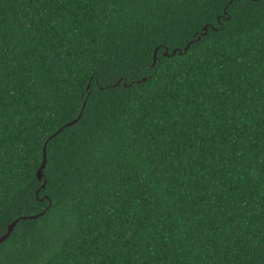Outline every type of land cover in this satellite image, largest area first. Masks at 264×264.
I'll list each match as a JSON object with an SVG mask.
<instances>
[{"label":"trees","instance_id":"obj_1","mask_svg":"<svg viewBox=\"0 0 264 264\" xmlns=\"http://www.w3.org/2000/svg\"><path fill=\"white\" fill-rule=\"evenodd\" d=\"M15 221L0 264H264V0H0Z\"/></svg>","mask_w":264,"mask_h":264},{"label":"water","instance_id":"obj_2","mask_svg":"<svg viewBox=\"0 0 264 264\" xmlns=\"http://www.w3.org/2000/svg\"><path fill=\"white\" fill-rule=\"evenodd\" d=\"M166 54H167V53H165V55H166ZM154 60H156V59H154ZM74 122H75V121H74ZM74 122H70V123H68L67 125L70 126V125H72ZM45 165H46V156H45V154H44L43 164H42L41 168L39 169V171H38V173H37V176H38V179H39V180H41L42 177H43V169H44ZM44 185H45V184H44ZM44 185H43V187H44ZM33 218H35V217H33ZM16 223H17V221L13 222V223L8 227V232H7L3 237L0 238V243L3 242L5 239L8 238V236L11 234V232H12V230H13V228H14V226H15Z\"/></svg>","mask_w":264,"mask_h":264}]
</instances>
